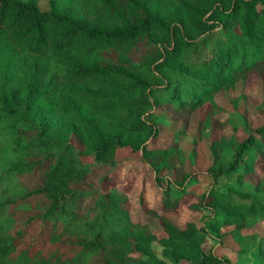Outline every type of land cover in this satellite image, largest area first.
Segmentation results:
<instances>
[{
	"label": "trees",
	"instance_id": "1",
	"mask_svg": "<svg viewBox=\"0 0 264 264\" xmlns=\"http://www.w3.org/2000/svg\"><path fill=\"white\" fill-rule=\"evenodd\" d=\"M40 1L0 0V264H231L215 252L225 238L246 254L264 203L221 185L254 177L264 194V98L241 140L211 123L221 134L200 194L177 140L151 143L167 108L186 119L252 75L264 93V0ZM118 149L151 170L138 200L157 196L147 214L159 231L104 188ZM191 197L186 207L208 214L178 226L166 213Z\"/></svg>",
	"mask_w": 264,
	"mask_h": 264
},
{
	"label": "rangeland",
	"instance_id": "2",
	"mask_svg": "<svg viewBox=\"0 0 264 264\" xmlns=\"http://www.w3.org/2000/svg\"><path fill=\"white\" fill-rule=\"evenodd\" d=\"M39 5L44 8L45 2L41 0ZM263 98L264 93L256 77L252 75L244 82L238 81L232 87L219 89L213 95V104H204L186 119H177L167 108L168 124L162 127L160 135L151 145L166 146L171 139L177 140L179 151H181L177 154V161L179 158L184 165L183 168H188L190 172H197V176L188 185L200 194L209 186V180L203 172L211 162L210 142L218 138L221 133L226 138L232 135L236 136L237 140H241L245 136L243 128L246 125L251 127L260 125L263 118L259 115L257 108ZM214 120L222 124L221 133L217 131L218 126L212 128L211 123H214ZM71 141L74 146H78L76 140L72 139ZM193 147L195 155H192ZM82 161L86 163L90 160L84 157ZM112 165L115 168L112 172V182L104 185V188L113 189L125 198L132 220L145 222L151 230L159 231L160 226L157 219L151 218L147 214V210L156 202L157 196L154 195V192L145 191L143 201L139 202L138 200L139 191L143 188L147 190L151 186L153 177L151 170L139 159L137 154L128 149L116 150ZM109 167L108 165L107 168L110 169ZM257 170L260 171L259 168ZM102 171L99 172L98 177ZM170 171L169 174H171ZM97 180L98 178L92 180L89 183L91 189L86 187L85 190H94ZM245 180L251 184L255 182L254 177H247ZM248 183L239 182L232 175L221 187L241 194H248L264 203V194L255 192ZM193 201H195L194 198H188V201L184 202L177 211L166 213V215L181 227L186 221H192L196 226H200L201 219L208 213L201 214L190 211L185 204ZM89 207L91 208V206ZM247 225L250 226L252 232H255V239L244 241L243 246L248 248L246 254H237L239 245L229 238H225L221 245L216 246L215 252L219 256L227 258L231 264H264V251L258 253V248L264 250V214L255 216ZM223 230L221 229V231ZM215 242L211 239L212 244ZM151 250L157 257L164 259L161 246L158 243L152 242Z\"/></svg>",
	"mask_w": 264,
	"mask_h": 264
}]
</instances>
